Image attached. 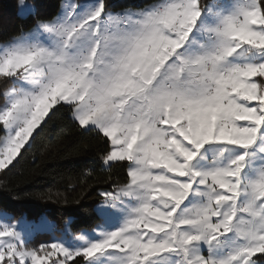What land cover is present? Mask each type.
<instances>
[{
    "label": "snow or ice",
    "instance_id": "obj_1",
    "mask_svg": "<svg viewBox=\"0 0 264 264\" xmlns=\"http://www.w3.org/2000/svg\"><path fill=\"white\" fill-rule=\"evenodd\" d=\"M17 7L0 171L66 114L109 176L86 186L99 222L48 242L46 216L0 212V264H264V0Z\"/></svg>",
    "mask_w": 264,
    "mask_h": 264
},
{
    "label": "trees",
    "instance_id": "obj_2",
    "mask_svg": "<svg viewBox=\"0 0 264 264\" xmlns=\"http://www.w3.org/2000/svg\"><path fill=\"white\" fill-rule=\"evenodd\" d=\"M151 2L111 0L117 8ZM42 3V13L54 16L62 0H42ZM31 23L30 18L19 14L17 0H0V41ZM97 147L93 134L82 132L66 114L58 115L36 137L23 158H18L15 167L0 171V181L7 185H0V212L29 218L42 214L58 228L67 226L71 233L77 231V225L95 226L99 222L93 214L97 191H90L86 186L91 184L98 190L103 185L97 182L109 176L100 166ZM50 195L53 199H48ZM78 199L80 202L76 203Z\"/></svg>",
    "mask_w": 264,
    "mask_h": 264
},
{
    "label": "rangeland",
    "instance_id": "obj_3",
    "mask_svg": "<svg viewBox=\"0 0 264 264\" xmlns=\"http://www.w3.org/2000/svg\"><path fill=\"white\" fill-rule=\"evenodd\" d=\"M62 3H63V0H62ZM18 12H19V9H18ZM48 220L54 226L53 231H51V232H43V233L37 234L35 236L34 240H33V243L48 242V241L51 240L53 235L56 236V237H61L63 235L65 228H58L54 221H52L50 219H48Z\"/></svg>",
    "mask_w": 264,
    "mask_h": 264
}]
</instances>
